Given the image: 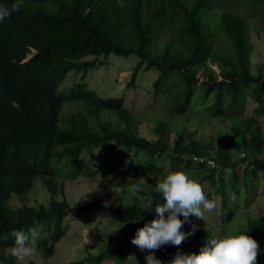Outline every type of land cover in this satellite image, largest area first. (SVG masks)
Returning <instances> with one entry per match:
<instances>
[{
    "label": "trees",
    "instance_id": "1",
    "mask_svg": "<svg viewBox=\"0 0 264 264\" xmlns=\"http://www.w3.org/2000/svg\"><path fill=\"white\" fill-rule=\"evenodd\" d=\"M229 1L221 0L220 4ZM240 1L259 5L264 15V0ZM12 2L0 0L8 6ZM220 4L216 0H24L18 12L0 23V236H8L13 230H27L34 226V221L38 222L52 229L43 241L46 255L50 256L54 245L65 235L63 222L68 214L77 217L110 210L115 220L126 226L123 236L111 249L68 264H100L109 254L125 257L135 250L137 247L131 240L136 230L157 218L154 208L144 212L145 197L153 199V206L163 203L155 192L158 181L151 182L149 194L141 200L132 197L131 204L118 203L110 209L100 203L70 208L64 198L55 199L58 193L65 196L63 186L49 181L56 178L54 160L66 158L74 171L69 178L74 179L85 164L81 158L83 150L106 142H112L113 151L123 148L147 153L140 177L148 172L161 175L163 166L155 165L151 159L162 160L167 156L173 164H182L201 185L211 181L213 191L204 194L210 201L212 192L220 195L223 224H229L234 217L230 202L234 203L242 194L245 206L253 202L261 181L259 176L264 178V133L252 118H246L242 127L234 126L235 134L240 135L238 140L235 134L233 137L224 134L202 142L186 129L171 140L165 123L155 125L152 128L155 138L148 140L139 135L138 125L122 98H101L78 83L69 91L68 100L85 103L94 115L104 110L113 112L122 128L102 121L91 125L84 115H71L67 129L58 124L62 98L57 90L66 75L71 71L85 75L100 67L103 62L98 59L109 54L139 58L127 87L135 86L139 69L155 68L159 72L153 83L154 92L168 78L178 77L182 87L172 95L176 115L186 113L197 86L203 87L204 98L214 95L208 108L214 117L223 118L225 111L241 117L247 97L256 105L254 112L264 115V66L259 65L254 74L251 71L253 44L248 24L229 7L221 10ZM211 11L219 12L215 23L204 17ZM152 24L158 31L156 43ZM220 37L224 39L219 42ZM88 57L94 60L84 61ZM211 65L218 67V74ZM245 132L250 135L249 144ZM238 144L242 145V151L234 159L231 152ZM208 162L215 168L208 176L199 175L203 170L207 172ZM174 166L171 165L172 169ZM118 170L115 166L103 171ZM96 172H89V176ZM214 173L219 175L218 181L208 179ZM39 178L50 195L48 206L12 209L11 196L25 197ZM192 218L190 215L182 228L192 234L178 247L165 245L155 251L161 264H169L177 253L198 254L208 240L215 238L203 227L191 230ZM240 233L257 241L260 248L257 264H264V216L248 221L246 228L237 234ZM48 240L52 241L51 246ZM12 244L10 236L0 240V261H4L3 250ZM7 261L14 264L12 256Z\"/></svg>",
    "mask_w": 264,
    "mask_h": 264
},
{
    "label": "rangeland",
    "instance_id": "2",
    "mask_svg": "<svg viewBox=\"0 0 264 264\" xmlns=\"http://www.w3.org/2000/svg\"><path fill=\"white\" fill-rule=\"evenodd\" d=\"M216 1L219 4L221 2V0ZM228 7L231 11L240 14L248 24V33L253 44L250 57L251 71L254 74L259 65L264 66L263 12L259 5H251L240 0H230L226 5L220 4L221 10ZM204 17L215 23L219 19V12L211 11L206 13ZM152 28L153 43H156L158 31L154 24H152ZM223 39L224 37H220L219 42ZM226 45L229 49L230 44L227 42ZM225 49L226 46L223 50ZM93 60V57L84 59L87 62H92ZM98 60L103 62L102 65L87 72L85 75L82 72H69L57 90V94L63 99L58 122L62 129L68 128L67 120L71 115H84L91 125L94 122L102 121L112 127L122 128V124L118 122L113 112L104 110L99 115H94L90 107L85 103L68 100L67 95L71 88L78 83H82L87 89L95 92L101 98H122L124 107L133 117L134 124L138 125L139 135L148 140L155 138L152 128L158 123L166 124L171 140L176 138L184 129H186V132H194L195 139H199L202 142L218 139L224 134L233 137L235 134L234 126L242 127L246 123V118H252L255 125L264 133V115H257L254 112L256 105L249 97L246 99L245 109L241 117H234L229 111H225L223 118L214 117L212 112L208 110L214 101V95L204 98L203 87L197 86L191 105L186 113L184 115H176L174 113L172 95L182 87L178 77L168 78L161 89L158 92H154L153 83L158 79L159 72L155 68L148 70L139 69L136 74L135 86L127 87L131 74L139 63L137 56L122 57L109 54L106 58L101 57ZM211 69L216 74L219 73L216 65H211ZM198 75L201 77V72ZM81 77L82 79H80ZM251 128L255 127L251 126ZM245 134L247 144H249L250 135L248 132H245ZM235 138L238 140L240 135L235 134ZM112 145V142H106L99 147L83 150L81 158L85 164L83 170L74 179L69 178L74 171L67 163L66 158L54 160L52 165L56 171V179L49 181L57 184V186H63L65 194L62 197L58 193L55 199L61 201L64 198L70 208L77 204L85 205L88 203L105 205V202H107L109 209L118 203L129 205L132 203L130 202L132 197L141 200L145 195H148L151 182L154 180L159 182L170 171L184 170L182 164L177 162L173 164L167 156H161L162 160L154 158L151 159V162L155 165L163 166V173L157 175L148 172L143 177H140L141 173L139 172H142V165L148 159L147 153L145 151L126 150L123 148L113 151ZM241 151L242 145L238 144V147L231 152L233 158L238 159ZM171 165H175L174 169H172ZM115 166L119 168L117 172L103 171ZM205 169L207 172L203 170L199 175L208 176L211 171L209 168ZM92 171L98 172L94 173L93 176H89V172ZM184 171L191 177V172ZM217 176L219 175L214 173L213 178L208 177V179L218 181ZM259 177L261 181L256 187L255 197L249 206H245L244 202L246 200L243 194L237 198L238 200H233L234 203L230 202L232 210H234V217L229 224H223L219 219L220 195L212 192L211 199L216 204L215 209L211 212L205 210L203 220L193 215L190 229L196 231L203 227L215 238H222L226 234H237L246 228L248 221L264 216V178L261 175ZM202 187L206 192L213 191L211 181H204ZM49 201L50 195L43 181L39 178L34 181L33 189L25 197L19 198L12 195L9 200V206L12 209L23 205L35 208L39 205L47 207ZM39 225L42 227L45 236L51 233V228L46 229L41 224ZM63 227L65 228V235L56 243L54 253L50 258H43L39 241L37 255L25 257L24 259L15 257L16 263L29 264L30 261H33V264H65L82 261L87 255H97L102 249H111L126 230V226L118 223L110 210L105 212L97 211L93 214H83L77 217L68 214L64 219ZM88 239L90 243H87ZM184 254L191 253L184 252ZM146 255L147 251L142 252L139 249L138 251H132L125 258L112 253L105 257L100 264H141V261H145ZM0 264L2 263L0 262Z\"/></svg>",
    "mask_w": 264,
    "mask_h": 264
},
{
    "label": "clouds",
    "instance_id": "3",
    "mask_svg": "<svg viewBox=\"0 0 264 264\" xmlns=\"http://www.w3.org/2000/svg\"><path fill=\"white\" fill-rule=\"evenodd\" d=\"M23 6L24 0H13L11 6L0 3V23L9 18L13 13L18 12ZM207 165V168L210 170L215 168L214 164L207 163ZM155 192L162 197L163 203H157L153 206V199L145 197L143 207L144 212H150L154 208L157 218L138 228L131 240V243L137 247L133 251H138V249L142 252L147 251V255L145 256L146 264H161V261L154 254L155 251L165 245L178 247L192 234L191 232L186 233L182 231L190 215L203 220L204 211L211 212L216 207L215 202L206 198L200 182L197 179L191 178L184 170L170 171L163 180L156 184ZM105 206H108L107 202H105ZM181 216L184 218L183 220L179 218ZM9 236L12 238L13 244L11 247L3 250L4 261H0L2 264H9L7 260H10V256L13 257L14 264H17L15 257L17 259H24L25 257L37 255L39 241L43 258L48 259L54 253L56 244L54 245L52 255H46L43 246L46 236L38 222L34 221V226L27 230H13L8 236H0V240H7ZM87 243H90L89 239ZM51 244L52 241L48 240V246H51ZM259 254V245L250 235L244 233L226 234L222 238L208 240L198 254L177 253L169 264H257ZM29 264H33V261H30Z\"/></svg>",
    "mask_w": 264,
    "mask_h": 264
},
{
    "label": "built area",
    "instance_id": "4",
    "mask_svg": "<svg viewBox=\"0 0 264 264\" xmlns=\"http://www.w3.org/2000/svg\"><path fill=\"white\" fill-rule=\"evenodd\" d=\"M208 164H211V165H212L213 163H211V162H208Z\"/></svg>",
    "mask_w": 264,
    "mask_h": 264
}]
</instances>
